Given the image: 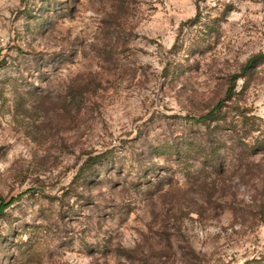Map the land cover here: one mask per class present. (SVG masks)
<instances>
[{"label":"rangeland","instance_id":"obj_1","mask_svg":"<svg viewBox=\"0 0 264 264\" xmlns=\"http://www.w3.org/2000/svg\"><path fill=\"white\" fill-rule=\"evenodd\" d=\"M2 206L0 264H264V0H0Z\"/></svg>","mask_w":264,"mask_h":264},{"label":"trees","instance_id":"obj_2","mask_svg":"<svg viewBox=\"0 0 264 264\" xmlns=\"http://www.w3.org/2000/svg\"><path fill=\"white\" fill-rule=\"evenodd\" d=\"M235 95L236 93L233 91V88L231 86V88H229L226 92L224 98L219 100L217 104L213 106L206 114L196 118V120L202 121L205 124L209 123V125H213L217 128L218 126L223 127L231 125L232 114L236 115L237 119H246L247 117L245 116V114H243L242 110L230 103L232 102V98ZM224 101H228L229 104L224 103ZM228 117H230L231 119L229 120ZM257 143H259V141ZM256 145L257 144H254L252 149L258 146ZM107 154V151H105L95 156L88 157V159H86L79 168V176L90 170L93 164L99 162L104 156H107ZM1 205H3V203ZM1 211H3V206L0 208V212Z\"/></svg>","mask_w":264,"mask_h":264}]
</instances>
